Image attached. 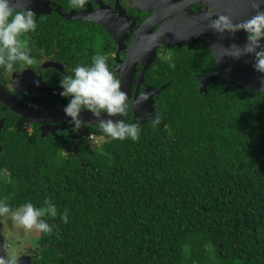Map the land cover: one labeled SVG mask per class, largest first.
I'll return each instance as SVG.
<instances>
[{"label": "trees", "instance_id": "1", "mask_svg": "<svg viewBox=\"0 0 264 264\" xmlns=\"http://www.w3.org/2000/svg\"><path fill=\"white\" fill-rule=\"evenodd\" d=\"M179 73L153 77L171 80L164 124L138 141L72 149L5 131L0 198L57 209L43 217L53 230L35 233V264H264V93L199 94Z\"/></svg>", "mask_w": 264, "mask_h": 264}, {"label": "flooded vegetation", "instance_id": "2", "mask_svg": "<svg viewBox=\"0 0 264 264\" xmlns=\"http://www.w3.org/2000/svg\"><path fill=\"white\" fill-rule=\"evenodd\" d=\"M143 1H156L157 9L141 0H85L83 7H74L72 0H12L14 12L30 9L35 14L36 30L19 37L27 43L34 63H18L12 70L0 65V95L32 110L63 109L67 100L58 94L60 79L78 63L90 64L95 55L105 56L128 97L126 114L112 119L139 127L153 125L151 116H160L159 96L171 83L154 85L153 77L161 74L194 77L199 94L215 90L227 94L232 89L257 93L246 84L252 57L235 59L225 54L233 44L242 48L246 33L220 34L209 27L217 14L228 15L236 23L250 19L256 14L253 0ZM260 8L264 10V4ZM163 86L159 94L152 93ZM61 115L30 121L0 98V153L5 131L15 127L29 135L38 131L42 137H54L72 149L111 139L98 129V121L87 109L81 111L84 126L78 131ZM163 124L161 118L155 127ZM5 219L0 217L7 257H15L17 264H35L40 235L22 241L16 235L14 242Z\"/></svg>", "mask_w": 264, "mask_h": 264}, {"label": "clouds", "instance_id": "3", "mask_svg": "<svg viewBox=\"0 0 264 264\" xmlns=\"http://www.w3.org/2000/svg\"><path fill=\"white\" fill-rule=\"evenodd\" d=\"M74 7H83L85 0H72ZM264 0H253L256 14L242 22L224 14H217L211 20L209 27L223 34H235L237 31L246 33L243 47L233 44L226 50L227 55L239 59L241 56L252 57V67L262 74L264 80V10L260 5ZM209 15H211L209 13ZM37 28L35 14L30 9L13 11L12 0H0V65L12 70L18 63L32 65L34 60L30 56L27 43L19 37L24 33L34 32ZM59 96L67 100L63 107L68 123L74 130H80L84 123L80 118L81 111L87 109L98 121L97 127L113 140L138 141L140 127L138 123H125L122 119L113 120L112 117L126 114L128 97L122 90L121 80L109 67L103 55H95L90 64H77L71 74L64 75L59 81ZM148 99L147 95L142 98ZM148 115L147 113L145 114ZM153 126L160 123L159 114L151 116ZM44 206L36 207L31 202L24 203L15 211L10 208L6 198H0V217L10 216L24 230L35 228L43 233H50L53 228L43 217H56L57 209L49 199H45ZM60 220L69 222L68 213H61ZM0 264H17L15 257L0 256Z\"/></svg>", "mask_w": 264, "mask_h": 264}, {"label": "water", "instance_id": "4", "mask_svg": "<svg viewBox=\"0 0 264 264\" xmlns=\"http://www.w3.org/2000/svg\"><path fill=\"white\" fill-rule=\"evenodd\" d=\"M145 4H150V6L155 7L157 5V2L154 1V4H152V1H143ZM192 1V0H188ZM156 8V7H155ZM157 9V8H156ZM164 43V42H163ZM251 74L249 80H246V84L250 88V91L252 92H264V80L261 79L262 74L257 73L253 67L251 68ZM166 88V86L152 89L153 94H159L161 91H163ZM228 88L226 89V91ZM0 98L8 103L12 109L16 111L20 116L30 120V121H41V120H48L51 118L56 119L55 117L62 114L60 117H65L64 119H70L69 117H66L63 109H51V110H32L24 105L19 104L17 101L11 99L10 97H4L3 95H0ZM93 117V116H92ZM95 118V117H94ZM264 118V115H263ZM95 124L97 123L96 120L91 119ZM0 256H6V248L4 246V240H3V233L2 228L0 224Z\"/></svg>", "mask_w": 264, "mask_h": 264}, {"label": "rangeland", "instance_id": "5", "mask_svg": "<svg viewBox=\"0 0 264 264\" xmlns=\"http://www.w3.org/2000/svg\"><path fill=\"white\" fill-rule=\"evenodd\" d=\"M100 142V141H99ZM4 226L9 228V234H10V238L13 239V241H16L15 236H22V238H20V240H26L29 239L28 236H34L35 233H39L40 231L32 228L29 230H24L20 225H18L16 222H14L11 217H7L4 221Z\"/></svg>", "mask_w": 264, "mask_h": 264}]
</instances>
